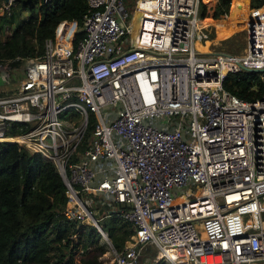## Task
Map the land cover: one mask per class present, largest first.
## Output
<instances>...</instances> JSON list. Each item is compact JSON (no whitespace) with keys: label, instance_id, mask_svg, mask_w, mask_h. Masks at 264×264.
<instances>
[{"label":"built area","instance_id":"obj_1","mask_svg":"<svg viewBox=\"0 0 264 264\" xmlns=\"http://www.w3.org/2000/svg\"><path fill=\"white\" fill-rule=\"evenodd\" d=\"M86 4L77 42L55 32L41 56L0 63L16 86L0 95V143L54 164L78 234L108 242L89 206L108 198L105 218L133 228L113 264L147 248V264H264V5L249 6L242 54H203L200 0ZM14 6L1 0L0 17ZM241 73L262 85L253 101L224 88Z\"/></svg>","mask_w":264,"mask_h":264},{"label":"trees","instance_id":"obj_2","mask_svg":"<svg viewBox=\"0 0 264 264\" xmlns=\"http://www.w3.org/2000/svg\"><path fill=\"white\" fill-rule=\"evenodd\" d=\"M248 4L249 0H200L201 22L220 25L227 14L244 16ZM263 5L264 0H250L251 9ZM86 9V0H50L46 5L40 0H15L12 15L0 17L16 27L5 42L0 39V63L41 56L44 42L53 40L56 30L61 42H67V27L61 23L72 26L76 32L72 40L77 42ZM23 12L29 14L27 21L20 19ZM209 26L202 28L207 31ZM224 88L244 101H253L262 91L255 73L229 75ZM67 200L66 187L52 162L17 144L0 143V264H75L76 256L81 264H103L98 260L105 254L101 235L93 227L77 233V225L65 217ZM99 225L115 251L123 249L133 235L132 226L115 215Z\"/></svg>","mask_w":264,"mask_h":264},{"label":"rangeland","instance_id":"obj_3","mask_svg":"<svg viewBox=\"0 0 264 264\" xmlns=\"http://www.w3.org/2000/svg\"><path fill=\"white\" fill-rule=\"evenodd\" d=\"M136 0H123L125 8L127 9L128 12H131L134 8V4H135ZM248 6H250V0H249V4ZM251 8V7H250ZM250 8L248 9L249 13H250ZM252 10V9H251ZM229 13V11H228ZM25 14V15H24ZM27 12L22 13L23 16H25L27 18ZM21 16L20 19L23 17ZM28 20V18H27ZM26 20V21H27ZM208 23L210 26L208 27L209 30H207L206 35H208V40L213 42V46L210 48V50H223L224 52L227 53H231V54H242L245 46H246V34H245V30H244V24L239 23V27H242L241 31L238 32L235 35H231L229 38L226 39H221L218 40L215 37V28L213 25V23H211L210 21H206L202 24V27ZM61 25H64L67 27V32H68V36H69V40L72 37V34L74 32V29L71 28L72 26L68 23H63ZM16 27L14 25L12 26H8L6 25L4 22L0 21V39L2 42H5L11 35V33L13 32V30ZM57 33V31H56ZM58 36V35H57ZM201 43H203L201 41ZM109 200L108 198L105 197H94L92 198V202L89 203V206L94 209L96 211V218L98 219V224H100L103 219L105 218L107 212L111 211V206H109ZM117 207V206H115ZM224 221L228 224V225H232L235 221L234 216L233 215H225L224 217ZM100 244L104 247L105 249V254H103L101 257H99V261L102 262L103 264H113V257H114V251L115 249L112 247L111 242L108 240V242L104 241L103 238H101L100 240ZM155 256H157V250L155 248H147L146 250L142 251V255L141 258L139 260L138 264H147V262H145V259H149L151 261H153L154 263V259ZM75 264H81L79 261V256H76L75 259Z\"/></svg>","mask_w":264,"mask_h":264},{"label":"bare ground","instance_id":"obj_4","mask_svg":"<svg viewBox=\"0 0 264 264\" xmlns=\"http://www.w3.org/2000/svg\"><path fill=\"white\" fill-rule=\"evenodd\" d=\"M249 13L244 15V16H237V17H232L229 14H227V17L225 20H223V23L220 25H213L215 28V34L216 38L221 40V39H226L229 38L231 35H235L238 32L241 31L242 27H239V23L242 22L245 24L246 22L248 23L249 20ZM202 22L199 24V26L202 27ZM213 42L210 40H206L204 43H201L200 40H196L194 42V48L200 52V53H210V48L213 46Z\"/></svg>","mask_w":264,"mask_h":264},{"label":"crops","instance_id":"obj_5","mask_svg":"<svg viewBox=\"0 0 264 264\" xmlns=\"http://www.w3.org/2000/svg\"><path fill=\"white\" fill-rule=\"evenodd\" d=\"M24 13V12H23ZM25 15V14H24ZM28 16H27V18H29V14H27ZM21 16H23L22 14H21ZM27 18L25 17V16H23L22 18H21V20H23V21H26L27 20ZM215 37H216V34H215ZM219 40V39H218ZM15 84L13 83V81L12 82H10V83H7V84H3V83H1L0 84V95H7V94H10L12 91H14L15 90Z\"/></svg>","mask_w":264,"mask_h":264},{"label":"water","instance_id":"obj_6","mask_svg":"<svg viewBox=\"0 0 264 264\" xmlns=\"http://www.w3.org/2000/svg\"><path fill=\"white\" fill-rule=\"evenodd\" d=\"M4 3H8L9 2V0H2ZM62 180H63V178H62ZM103 232V231H102ZM103 234H104V232H103Z\"/></svg>","mask_w":264,"mask_h":264}]
</instances>
